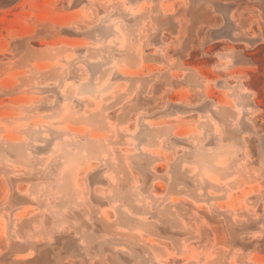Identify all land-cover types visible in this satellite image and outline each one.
Segmentation results:
<instances>
[{
    "label": "rangeland",
    "instance_id": "obj_1",
    "mask_svg": "<svg viewBox=\"0 0 264 264\" xmlns=\"http://www.w3.org/2000/svg\"><path fill=\"white\" fill-rule=\"evenodd\" d=\"M0 264H264V0H0Z\"/></svg>",
    "mask_w": 264,
    "mask_h": 264
}]
</instances>
